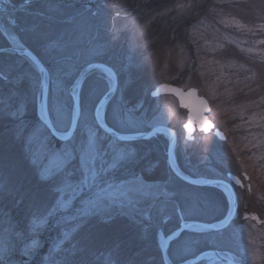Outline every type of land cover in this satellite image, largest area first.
<instances>
[{
    "label": "rangeland",
    "instance_id": "374dc122",
    "mask_svg": "<svg viewBox=\"0 0 264 264\" xmlns=\"http://www.w3.org/2000/svg\"><path fill=\"white\" fill-rule=\"evenodd\" d=\"M22 4L0 0V27L48 65L49 111L58 132L69 129L70 88L80 72L90 63L106 62L118 78L104 111L109 126L122 134L142 133L157 124L172 126L178 134L175 160L189 176L227 181L228 174L241 180L248 176L244 189H237L238 213L230 226L211 236L182 234L169 247L171 262L183 264L216 249L230 252L240 264H264V0ZM7 46L0 32V48ZM0 75V259L10 248L6 264H64L65 255L79 248L88 250L86 264H164L160 244L179 227L178 210L187 221L225 218L229 202L222 191L188 185L168 171L166 135H157V149L152 141H117L98 127L94 110L108 90L107 75L98 72L86 80L76 133L65 143H57L39 118L40 77L35 69L24 58L1 56ZM160 84L197 89L210 104L209 119L226 140L200 132L193 141L186 140V111L172 96H151ZM89 128L97 134L101 159L110 162L121 153L128 157L106 176L127 196L88 217L67 239L63 230L73 228L71 220L42 228L36 236L38 254L23 256L31 241L19 237V231L29 225L32 213L44 212L56 201L55 182L43 170L58 171L69 163L61 150L85 144ZM70 159L79 176V157ZM80 206L74 201L64 215L75 214ZM245 211L259 221L245 217ZM57 244L62 251H53ZM198 264L220 263L207 259Z\"/></svg>",
    "mask_w": 264,
    "mask_h": 264
},
{
    "label": "water",
    "instance_id": "95a60500",
    "mask_svg": "<svg viewBox=\"0 0 264 264\" xmlns=\"http://www.w3.org/2000/svg\"><path fill=\"white\" fill-rule=\"evenodd\" d=\"M77 0H69V2H75ZM94 2L90 1L87 4L92 5ZM24 5V4H23ZM0 32H5L0 27ZM6 35V34H5ZM7 41L9 46L0 48V57L2 56H19L24 58L40 77V101L39 107V118L42 121L44 127L48 130L49 134L53 139L59 143H65L70 141L75 133L81 116V93L86 80L94 73H102L107 75L110 79V84L107 92L101 97L94 110V119L98 127L110 135L117 141L121 142H134L148 140L155 136L157 133L165 134L168 137V148H167V162L172 173L184 183L201 188H216L221 190L228 199L229 210L225 218L218 222H201V221H187L183 218L181 212L178 210L180 223L179 227L169 234L165 239L161 241L160 251L164 264H173L169 258V247L171 243L176 240L184 232H219L226 229L236 217L238 211V196L233 186H241L242 183L239 177L232 174H228L227 181L224 179H210V178H194L184 173L178 166L174 152L177 143V137L170 127L166 125H155L149 131L137 134H122L117 132L114 128L106 123L104 111L112 97L118 88L117 74L112 67L105 63L93 62L88 64L78 75L75 82L70 88V96L73 103V114L69 129L65 133H60L54 127L49 111V93H50V75L48 67L28 47L23 45L14 46L9 36ZM18 40V39H17ZM83 73V75H81ZM2 76V75H0ZM193 92V95H189ZM151 96L154 98L160 96H172L176 99L180 109L187 111L186 123L184 124L185 139L188 141L194 140L196 132L203 133L205 135L213 133L219 140L225 141V134L215 127V124L209 119L211 107L208 100L199 94V91L195 88L184 90L183 88L170 84H160L152 92ZM200 101H204L206 104V110L204 105L200 104ZM183 104L189 105V107L182 106ZM101 112L103 115H101ZM206 122V124H205ZM210 126V127H209ZM207 127L205 131L204 128ZM248 180V177H245ZM258 218L256 217V220ZM259 221V219H258ZM210 259L213 262L220 264H240L230 252L220 251L216 249H209L189 259L183 264H198L202 260Z\"/></svg>",
    "mask_w": 264,
    "mask_h": 264
},
{
    "label": "snow or ice",
    "instance_id": "6c2138e0",
    "mask_svg": "<svg viewBox=\"0 0 264 264\" xmlns=\"http://www.w3.org/2000/svg\"><path fill=\"white\" fill-rule=\"evenodd\" d=\"M23 3L30 6L31 0H23ZM193 94V92L189 93V95ZM200 104L204 105L206 110L205 102L200 101ZM182 106L189 107L187 104ZM62 122V117H58L57 124ZM204 130L206 131L207 127ZM61 155L64 159L69 160V163L59 168L58 171L45 168L42 172L44 176L51 175L52 180L55 182V203L44 212L32 213L29 225L19 231V237L31 241V244H25L22 249L21 254L25 257H35L38 254L36 236L42 228L51 226L53 223L59 227L62 223L71 220L74 222L73 228L63 230V237L67 239L71 232L76 231L86 222L88 217L102 214L106 209L112 207L117 199H122L128 194L120 186L114 185L106 179L109 170L119 167L128 157L126 154L121 153L113 157L110 162L101 159V153L97 148V134L91 128L86 133L85 144H81L79 147L69 144L68 147L61 150ZM107 155L108 153L105 151L103 156ZM76 157H79L80 160L79 176L71 167L70 158ZM98 160L100 161L99 165ZM76 200H79L80 208L75 214L65 216L64 213L71 210L73 202ZM20 202L22 201L18 203ZM57 249L63 250L60 244H57L53 251L55 252ZM9 252H11L10 248L4 254L5 259H0V264H6ZM87 254V248L76 249L65 255L64 264H86ZM26 264H29V262H26Z\"/></svg>",
    "mask_w": 264,
    "mask_h": 264
},
{
    "label": "flooded vegetation",
    "instance_id": "af4514ba",
    "mask_svg": "<svg viewBox=\"0 0 264 264\" xmlns=\"http://www.w3.org/2000/svg\"><path fill=\"white\" fill-rule=\"evenodd\" d=\"M36 1H38V0H36ZM36 1H31V5H33ZM61 2L64 4V5H67L68 3H69V0H61ZM88 2H90V1H88ZM94 3L92 4V5H90L91 7H93L94 5H95V0L93 1ZM4 3L6 4V7H8V8H11V9H18V7H16V6H11V5H9L8 4V2L7 1H4ZM74 3V5L75 6H77V7H79V6H82V5H86L85 3H78V1H75V2H73ZM78 3V4H77ZM24 4V3H23ZM22 4V6L24 7V6H26L25 4L23 5ZM20 9V8H19ZM6 34V35H5ZM2 33V35L4 36V38L7 40V37L6 36H8L7 35V33ZM9 43V42H8ZM111 67V66H110ZM81 112H82V107H81ZM186 117H187V111H186ZM185 123H186V120H185ZM185 123H183V125H182V128L184 129V124ZM157 125H162V124H157ZM166 126H168V125H166ZM168 127H170L172 130H174V132H175V134H176V137L178 136V134H177V131H176V129L174 128V127H172V126H168ZM150 130V129H149ZM149 130H147V131H149ZM147 131H145V132H147ZM143 133V132H142ZM160 134H162V133H157L155 136H153L152 138H150V139H148V140H143V143L144 142H147V141H152L154 144H153V146H154V148H157V149H159L160 147H159V145H158V142H157V139H156V137H157V135H160ZM165 135V134H164ZM168 139V138H167ZM153 148V147H152ZM153 155V154H152ZM163 157V156H162ZM147 160H148V157H147ZM148 163V162H147ZM143 165V164H142ZM167 165H168V162H167ZM168 167V171H170L171 173H172V171H171V169L169 168V166H167ZM143 168H144V166H143ZM129 170H131L132 171V169H129ZM142 172H143V170H142ZM152 174H153V171H152ZM173 174V173H172ZM174 175V174H173ZM175 176V175H174ZM176 177V176H175ZM248 177V176H247ZM245 178V177H244ZM240 179V178H239ZM178 180H180V179H178ZM229 180V179H228ZM181 181V180H180ZM240 181H241V183H242V185L241 186H236V185H234L233 184V186H234V188H235V190H236V193H237V189H240V190H243L244 189V186H245V183H246V181H249V178H248V180H246V179H243V180H241L240 179ZM183 182V181H182ZM229 182H231L230 180H229ZM249 185L247 184V187H248ZM249 188V187H248ZM239 202V201H238ZM239 207V206H238ZM237 213H238V211H237ZM178 215H179V213H178ZM244 215H245V217H253V218H256L257 216H256V214H253V213H247V211H245L244 212Z\"/></svg>",
    "mask_w": 264,
    "mask_h": 264
},
{
    "label": "trees",
    "instance_id": "16d2710c",
    "mask_svg": "<svg viewBox=\"0 0 264 264\" xmlns=\"http://www.w3.org/2000/svg\"><path fill=\"white\" fill-rule=\"evenodd\" d=\"M19 57V56H18ZM39 57V56H38ZM21 58V57H20ZM41 59V58H40ZM42 60V59H41ZM43 61V60H42ZM43 63L48 67V65L43 61ZM102 63H106V62H102ZM108 63V62H107ZM109 64V63H108ZM48 69H49V67H48ZM57 143H59V142H57ZM205 189V188H204ZM184 233H186V232H184ZM184 233H182V234H184ZM206 233H208L207 234V236H211V235H213L214 234V232H206ZM181 234V235H182ZM180 235V236H181ZM43 253L45 254L46 253V249L43 251ZM40 262L41 261V257H38V259H37V262ZM30 264H36V261L34 262V261H31V263Z\"/></svg>",
    "mask_w": 264,
    "mask_h": 264
},
{
    "label": "bare ground",
    "instance_id": "6f19581e",
    "mask_svg": "<svg viewBox=\"0 0 264 264\" xmlns=\"http://www.w3.org/2000/svg\"><path fill=\"white\" fill-rule=\"evenodd\" d=\"M11 42L14 46H21L22 44L15 38V37H12L11 39ZM101 115H103V113L101 112Z\"/></svg>",
    "mask_w": 264,
    "mask_h": 264
}]
</instances>
